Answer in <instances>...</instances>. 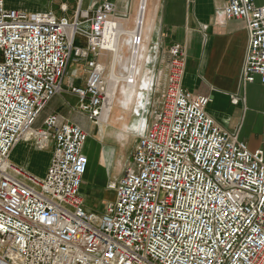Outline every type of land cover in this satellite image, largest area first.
Returning a JSON list of instances; mask_svg holds the SVG:
<instances>
[{"label":"built area","instance_id":"obj_1","mask_svg":"<svg viewBox=\"0 0 264 264\" xmlns=\"http://www.w3.org/2000/svg\"><path fill=\"white\" fill-rule=\"evenodd\" d=\"M221 14L246 23L242 78L264 85V5L227 0ZM120 23L115 0L93 2L73 19L0 0V264H264L263 153L218 125L209 97L184 89L180 44L168 49L165 75L156 69L158 48L146 53L155 66L138 142L108 186L115 199L105 215L87 212L89 134L56 113L37 122L75 64L87 72L85 86L70 83L79 110L97 126L107 123L113 105L100 59L114 58ZM139 26L129 37L134 49L145 43ZM21 142L53 149L44 177L10 160Z\"/></svg>","mask_w":264,"mask_h":264},{"label":"crops","instance_id":"obj_2","mask_svg":"<svg viewBox=\"0 0 264 264\" xmlns=\"http://www.w3.org/2000/svg\"><path fill=\"white\" fill-rule=\"evenodd\" d=\"M96 1L105 0H6V7L30 12H52L59 18L73 19L78 11H87ZM141 2L115 0L116 18L123 30L133 32ZM254 2L259 6L264 5V0ZM226 3L227 0H147L142 53L146 55L150 49L154 52L157 47L156 69L165 75L170 60L169 47L172 44L182 45L187 57L184 89L196 96L209 97L207 112L218 125L238 133L239 139L252 152L262 151L264 156V85L258 79L254 84H248L242 78L249 35L243 20H226L221 14ZM63 7H66V11ZM124 16L128 18L124 19ZM107 59L103 56L100 60L107 66ZM149 63L151 59L148 57L145 67ZM142 76L140 83L148 82L144 79V72ZM72 80L77 85H86L87 72L83 65L69 66L63 92L47 105L37 125H42L46 117L56 113L62 122L81 126L89 134L83 151L88 158V168L82 184L88 183L97 189L107 206L115 199L114 192L108 186L122 176L129 162L128 157L133 154L138 142L139 133L126 128L131 124L129 118L132 115L124 111L129 112L131 108L138 110L139 99L122 96L126 87L123 83L107 123L97 126L79 110V99L70 88ZM146 96L145 99H148ZM234 97L239 99L237 105L232 103ZM115 107L116 112L113 111ZM23 151L25 155L21 154ZM52 155V148L40 152L31 142H21L11 154V159L14 157L16 162L11 161L38 177H44ZM34 157L44 158L42 168H36ZM81 192L86 199L82 188ZM85 208L96 217H102L106 212H96L86 204Z\"/></svg>","mask_w":264,"mask_h":264},{"label":"bare ground","instance_id":"obj_3","mask_svg":"<svg viewBox=\"0 0 264 264\" xmlns=\"http://www.w3.org/2000/svg\"><path fill=\"white\" fill-rule=\"evenodd\" d=\"M146 1L142 0L141 6H140V13L138 21L140 23V26L138 28V32L141 31L143 33V27H144V21H145V11H146ZM132 35V32H127L122 29V27L118 26V39L117 42L114 45V49L116 50V54L112 61V67H111V73H110V105H113L118 100L119 91L121 89V85L125 83V88L122 91V96L124 97H132L131 99H139L140 105L138 103V109L136 111V115L139 117L138 122L135 126L126 128H131V131H137L139 133L140 131V115H141V109L145 106L147 99H145V96L148 95L145 92V89L148 88V83L151 81L149 80L146 83H140L142 79L143 70L145 68V62L148 60V57L142 53V47L138 49H134L130 45V39L129 37ZM123 38H127V45L129 48V55L126 56L124 51L121 48L122 40ZM142 60V62L140 61ZM120 64V67L122 68V74L117 73V67ZM130 67H136L138 70L136 72V75L133 73L132 70H130ZM125 74V75H124ZM134 78V84H127V80L129 78ZM113 109V107H111ZM112 111V110H111ZM110 108L107 111V116L110 117L111 114ZM110 112V114H109ZM106 124V123H104ZM125 135V134H123ZM122 137V136H121ZM124 141V140H122Z\"/></svg>","mask_w":264,"mask_h":264},{"label":"rangeland","instance_id":"obj_4","mask_svg":"<svg viewBox=\"0 0 264 264\" xmlns=\"http://www.w3.org/2000/svg\"><path fill=\"white\" fill-rule=\"evenodd\" d=\"M121 48L124 51L125 55L128 56L130 52H129V48H128V45H127V38H123ZM112 61H113L112 57H108V59L106 61L108 79H110L109 77H110V73H111ZM154 66H155L154 63L152 62L150 65H147L144 68V70H143V72H144V79L146 81H149V80L152 79L149 76V74L151 72L150 70H153L154 69ZM117 73L118 74H122V68L120 67V64L117 67ZM146 97H148V96H146ZM137 100H138V98H137ZM138 103L140 105V102L139 101H138ZM117 106L119 107V105H117ZM113 111L116 112L117 111V108L115 107ZM136 111H137V109L134 110V108H131L129 112L124 111L125 113H128V114L130 113L132 115V117L129 115L130 116L129 121L131 122V124L129 123V125H127V126L133 127L138 122L139 117L137 115H135L136 114ZM138 111H139V109H138ZM128 129L131 130V128H128ZM124 153L127 154L126 149H124ZM21 154L22 155L23 154L25 155V151L21 152ZM128 158H129L128 161H130L131 158H132V155H130ZM43 159L44 158H39V157H34L33 158L34 164L36 165V168L37 169L42 168V166H43L42 164H43V161H44ZM10 160L16 162V160H15L14 157H12V159H10ZM115 172H116V170H115ZM81 188H82V190L86 194L85 204L88 207L92 208L96 212H102V211L104 212L106 210V206H105V202L103 200V197L101 196V193L98 192L97 189H95L92 186L90 187V185L88 183H83L82 186H81Z\"/></svg>","mask_w":264,"mask_h":264}]
</instances>
